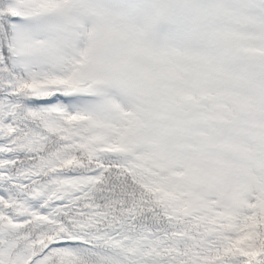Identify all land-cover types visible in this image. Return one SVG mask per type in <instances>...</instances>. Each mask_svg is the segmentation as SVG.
<instances>
[{"label":"snow or ice","instance_id":"1","mask_svg":"<svg viewBox=\"0 0 264 264\" xmlns=\"http://www.w3.org/2000/svg\"><path fill=\"white\" fill-rule=\"evenodd\" d=\"M0 264H264V0H0Z\"/></svg>","mask_w":264,"mask_h":264}]
</instances>
